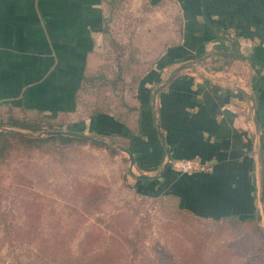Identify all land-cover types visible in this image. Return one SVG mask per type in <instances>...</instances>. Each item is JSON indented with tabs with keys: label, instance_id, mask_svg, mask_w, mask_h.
<instances>
[{
	"label": "crops",
	"instance_id": "1",
	"mask_svg": "<svg viewBox=\"0 0 264 264\" xmlns=\"http://www.w3.org/2000/svg\"><path fill=\"white\" fill-rule=\"evenodd\" d=\"M145 2L153 28L181 30L157 35L165 47L130 98L137 112L75 127L129 159L142 195L210 220L259 213L264 226V0H133L130 11ZM107 19L104 0H0V107L77 122L81 78L109 51ZM181 160L208 170L182 174Z\"/></svg>",
	"mask_w": 264,
	"mask_h": 264
},
{
	"label": "rangeland",
	"instance_id": "2",
	"mask_svg": "<svg viewBox=\"0 0 264 264\" xmlns=\"http://www.w3.org/2000/svg\"><path fill=\"white\" fill-rule=\"evenodd\" d=\"M52 125L62 129L56 120ZM20 131L35 137L49 132ZM58 151L50 145L16 151L0 167V264H77L71 255L84 258L82 264H152L164 246L187 264H264V242L254 223L207 229L204 221L175 213L168 202L142 199L129 159L120 152L89 143ZM89 185L96 187L90 192L97 201L87 203ZM138 231L143 239L133 258L123 252L128 248L119 234Z\"/></svg>",
	"mask_w": 264,
	"mask_h": 264
},
{
	"label": "trees",
	"instance_id": "3",
	"mask_svg": "<svg viewBox=\"0 0 264 264\" xmlns=\"http://www.w3.org/2000/svg\"><path fill=\"white\" fill-rule=\"evenodd\" d=\"M108 19L105 23L104 36L109 46V51L106 54L101 66L93 71H86L81 78L80 86L75 92V111L74 122L71 115H60L58 117H48L44 111L39 109H25L23 107H0V167L7 163L12 154L16 151H25L31 153L44 145H50L55 150L69 149L77 143H89L99 148H104L117 154L116 150H112L104 140H95L87 136L76 137L72 135H54L47 137H35L30 134L23 133L20 130H26L34 133L45 131H62L80 134L73 127L85 119L93 118L99 115H112L115 120L126 125L131 117L137 112V108L131 103L130 98L135 94L138 84L144 74V71L153 64L155 54L165 46L163 41L158 39L157 35L164 34L169 36L171 30L180 32V27L169 29L168 27L159 26L153 28L151 17L149 16L151 7L145 2L143 12L135 13L130 11L133 0H104ZM148 5V6H147ZM177 21V26L179 20ZM136 23L140 27H136ZM136 30L143 31V35L137 36L135 41ZM148 35V36H147ZM145 38H150L146 40ZM60 124L62 129L53 127L52 122L55 120ZM68 127L67 130L65 128ZM130 174V173H129ZM89 195L84 198L88 201H97L94 199L95 194L90 190H95V186H87ZM136 189V188H135ZM85 191V192H86ZM86 195V193H84ZM142 199L149 198L145 195H139ZM151 199L163 200L172 204V208L177 214L188 215L197 221H204L207 229H219L227 224L247 225L254 223L255 229L261 236L264 242V228L259 213H255L251 217L238 218L236 216H228L221 219H205L201 218L189 211L181 209L176 199L172 196L156 197ZM110 230H116L114 224H107ZM203 233V232H202ZM121 240L127 244L128 249H123V252L128 253L135 258L138 254L139 243L143 239L140 232L133 235L127 233L119 234ZM204 237L203 234H200ZM135 237V238H131ZM186 251V249H185ZM92 257L95 251H88ZM92 255V256H91ZM156 260L152 264H187L181 257L176 256L168 247L164 246L160 251L155 253ZM71 260H76L77 264H82L84 258L79 256H70ZM163 260L166 263H163ZM79 262V263H78ZM63 264H73L65 261ZM88 264H97L89 262Z\"/></svg>",
	"mask_w": 264,
	"mask_h": 264
},
{
	"label": "built area",
	"instance_id": "4",
	"mask_svg": "<svg viewBox=\"0 0 264 264\" xmlns=\"http://www.w3.org/2000/svg\"><path fill=\"white\" fill-rule=\"evenodd\" d=\"M173 167L182 174H190L208 170L207 166L201 164L198 160L175 161L173 162Z\"/></svg>",
	"mask_w": 264,
	"mask_h": 264
},
{
	"label": "water",
	"instance_id": "5",
	"mask_svg": "<svg viewBox=\"0 0 264 264\" xmlns=\"http://www.w3.org/2000/svg\"><path fill=\"white\" fill-rule=\"evenodd\" d=\"M49 136H54V135H72L76 137H84L82 134H77V133H70V132H62V131H49L46 133ZM132 165H133V159H132Z\"/></svg>",
	"mask_w": 264,
	"mask_h": 264
}]
</instances>
